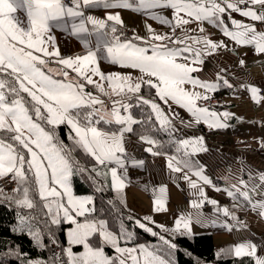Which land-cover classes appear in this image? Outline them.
<instances>
[{
  "label": "snow or ice",
  "instance_id": "6c2138e0",
  "mask_svg": "<svg viewBox=\"0 0 264 264\" xmlns=\"http://www.w3.org/2000/svg\"><path fill=\"white\" fill-rule=\"evenodd\" d=\"M256 6L264 8V0H221L219 3L217 0H0V132L10 134L0 136V179L15 182L17 187L12 191L22 193V198L14 202L20 207L32 209L35 205L30 197L33 190L29 181L31 174L36 185L34 190L41 200L46 201L45 215L50 223L59 225L68 222L74 225L67 233L69 247L61 249L66 260L54 252L49 261H28L26 264H170L169 260L156 255L145 245L121 246L122 240L131 239V233L125 230L123 224L119 233H115L109 230L106 220L88 219L89 214L95 211L93 198L75 196L70 183L74 174H83L88 169L80 167L71 152L80 148L95 161V165L104 166L106 171L97 170L95 165L91 171L105 178L110 175L111 188L120 193L126 186L125 162L129 158L125 137L127 134H135L134 126L148 125L154 130L168 131L169 134L177 131L169 115L155 99L149 100L140 95L145 85L155 89L156 97L164 104L167 105L171 100L186 109L195 123L203 121L210 128L226 127L220 116L227 118L232 114H218L207 107L198 106L197 101L209 100L210 96L186 90L184 85L190 84L205 92L216 91V82L202 81L192 74L202 71L199 66L204 63V55H212L227 45L207 37L186 36L180 39L174 33L193 20L208 21L237 44L253 45L258 54H264V32L232 16V13H238L252 21L264 22V11H258ZM95 7L142 13L168 26L171 33H156L147 24L150 34L147 40L138 34L130 39H122L123 33L118 34L117 28V25L123 27L119 11H110L103 19L86 14V10ZM154 9H171L172 19L157 14L152 11ZM18 12L23 14L24 19L17 15ZM225 16L235 31L226 23ZM53 28L68 30L82 44L85 54L62 57L52 35ZM200 31H204L203 27ZM92 38L95 39L94 44ZM150 40L161 43L150 44ZM186 40H191L192 44L186 43ZM136 41H143L149 46H139ZM169 44L173 46L169 47ZM194 44L203 47L196 48ZM102 46L106 49V59L110 63L138 69L143 75L133 80L131 74L101 72L97 53ZM50 60L61 67H49ZM239 63L243 65L244 60ZM71 73H75V76ZM93 77H99V80ZM217 79L231 87L228 80L219 73ZM102 82H106L107 89ZM87 85L109 98L110 103L92 91H86ZM250 91L253 93L252 98L257 100L258 89L251 87ZM145 105L149 106L151 112L144 119L135 118L130 110ZM169 113L173 118L178 116L171 105ZM155 122H158L159 129H155ZM62 124L70 129L72 148L64 145L54 131L46 130L44 126H52L54 129ZM139 141L149 145L144 151L152 156L167 155L156 150L159 142L151 136L139 134ZM171 143L176 155L168 156V169L180 174V178L195 190L193 195L200 197L190 202L191 208L199 210L205 203H210L217 206V212L222 211L225 217L237 220L233 211L219 207L217 200L207 197L202 185H211L215 191L224 192L233 200L242 199L253 211L264 217V173H260L258 178L252 173H248L247 179L237 177L230 188L222 189L213 185L204 174V166L191 158L208 150L204 147L203 137L174 140ZM132 163L134 166H142L144 161L133 160ZM118 168L125 171L118 173ZM89 178L96 182L91 174ZM101 190L102 187L97 188V191ZM2 192L3 189H0ZM166 192V186L159 188V195L153 202L154 211H167ZM80 217L85 219L81 221ZM143 219L155 223L150 216ZM209 219L199 211L195 221L192 213L181 214L175 218L172 231L180 235L191 234L194 222L206 227ZM135 223L153 236L157 235L140 220ZM239 223L247 227L242 221ZM211 224L214 226L215 221H211ZM157 226L163 228L162 225ZM225 226L228 231H232L231 226ZM29 231L37 244L43 246L40 230L29 228ZM160 239L169 248H176L175 244L163 236ZM50 242L58 244L54 237ZM76 245L82 246L83 250L74 252L72 246ZM105 246H111L116 255H107ZM227 251L237 258L251 257L253 264H264V255L257 254V245L251 241L238 243Z\"/></svg>",
  "mask_w": 264,
  "mask_h": 264
},
{
  "label": "crops",
  "instance_id": "0c3cea01",
  "mask_svg": "<svg viewBox=\"0 0 264 264\" xmlns=\"http://www.w3.org/2000/svg\"><path fill=\"white\" fill-rule=\"evenodd\" d=\"M217 2L221 1L217 0ZM256 8L258 11H264V8L260 6H256ZM110 11H119L123 27L117 25V28L129 36L138 34L147 40L150 37L146 28L147 24H150L156 33H171V29L168 26L162 25L142 13L128 9L111 10L95 7L86 10V14L103 19ZM152 11L172 19L171 9H154ZM17 15L21 16V19H24L22 13L18 12ZM232 16L237 21L254 25L258 31L264 32V22L252 21L249 18L240 16L238 13H232ZM225 21L229 23L231 28L227 16H225ZM89 27L91 26L89 25ZM201 27L204 29L203 32L200 31ZM231 30L235 31L236 29L231 28ZM52 35L56 39V46L62 57L85 54L86 50L82 44L72 37L68 30L53 28ZM174 36L180 39H184L186 36L207 37L214 42L223 41L227 45L226 48H220L212 55H204V63L199 66L202 68V71L192 74L202 81L216 82L218 84L217 90L221 87H227V93L222 95L215 94L217 90L205 92L204 89L193 88L190 84H185L184 88L214 97L218 104L214 106V109H209L210 111H215L218 114L227 112L232 115L227 118L220 116L221 122L226 127L210 128L203 121L195 123L194 118L186 109L179 107L171 100L168 101L167 105L164 104L163 101H160L156 97L155 89H153V96L144 97L149 100L155 99V102L169 115L172 124L177 129V131L171 134L166 131L170 138L180 140L203 137L204 147L208 150L199 152L191 158L204 166V174L211 179L213 185L222 189L230 188L231 184L236 182L237 177L242 176L247 179L248 173H252L258 178L260 173H264V120L262 119V114L264 113V95L260 92V89L264 87V54H258L253 45L237 44L229 37L224 36L220 28L215 27L208 21L193 20L191 23L183 25L182 28H178ZM127 38L130 39L131 37ZM92 39L94 44L95 39ZM136 43L139 46H149L148 43L143 41H136ZM149 43L160 44L161 42L150 40ZM163 43L168 42L164 41ZM186 43L192 44V41L186 40ZM172 46L169 44V47ZM193 47L202 48L203 46L194 44ZM93 50L95 49L93 48ZM149 54L151 53L149 52ZM106 57V49L102 46L101 51L97 53V63L100 71L105 74H131L133 80L143 75L138 69L114 65ZM240 60H244L243 65L239 63ZM49 67L55 69L61 66L50 60ZM217 73L228 80L231 87L223 85L222 81H218ZM71 75L75 76V73H71ZM144 78L147 79L148 77ZM93 79L98 81L99 77H93ZM102 83H105V88L107 89L106 82ZM251 87L258 89L256 95L259 102L252 98ZM85 90L92 91L95 95L104 99L106 103H110V99L103 97L93 86L87 85ZM116 98L119 99V97ZM125 102L128 101L125 100ZM169 105L178 114L175 118L169 113ZM197 105L207 107L199 101H197ZM125 138L127 141L125 147L129 158L125 162L126 186L121 192H123L126 205L135 214L144 217L150 216L152 218V221L155 222L153 224L159 231V237L163 236L165 240L169 241L168 237L173 236L174 233L172 229L175 218L181 214L187 215L188 213H192L193 221H195L196 213L199 211L203 217L210 218L206 221L208 226L202 227L194 222L191 234H211L213 243L218 250H228L238 243L251 241L257 245V254L264 255V217L253 211L242 199L233 200V198L227 196L224 192L215 191L211 185H202L207 197L217 200L219 207H227L233 211L237 220L225 217L222 211L217 212V206L210 203H205L199 210L191 208L190 202L194 199H200V197L193 195L195 190L191 189L188 183L180 178V174L173 173L168 169L166 162L170 155L152 156L150 154V157L144 159L136 158L134 156V149L143 143L134 134H127ZM133 160H143L144 164L142 166H134ZM111 166L114 165H109V167ZM125 169L118 168V173H123ZM192 178L196 179L194 176ZM108 179L110 184V175ZM177 184L179 187H177ZM161 186L167 187L165 194L167 211L156 212L154 211L153 202L159 195V188ZM256 199H260V197H256ZM234 205L235 207H233ZM211 221H215L214 226L211 224ZM240 221L244 225H247V227H243L239 223ZM157 225H162L163 228ZM225 225L231 226L232 231H228ZM164 229L168 230L165 231ZM249 264H253V258H251Z\"/></svg>",
  "mask_w": 264,
  "mask_h": 264
},
{
  "label": "trees",
  "instance_id": "16d2710c",
  "mask_svg": "<svg viewBox=\"0 0 264 264\" xmlns=\"http://www.w3.org/2000/svg\"><path fill=\"white\" fill-rule=\"evenodd\" d=\"M123 33V37H132L127 35L122 30L118 29V34ZM227 87L219 88L215 94L222 95L227 93ZM141 95L153 96V89H149L146 85L141 89ZM132 115L137 119H144L150 112L149 106L133 107ZM46 130L54 131L58 140L63 142L69 148L73 147V141L69 139V127L62 124L56 128L44 125ZM114 127V126H113ZM135 134L149 135L159 142L156 150L164 152L168 155H176L175 147L171 143L175 139L169 137L165 130H154L153 127L145 125L134 126ZM155 129H159L158 122H155ZM10 134L0 132V136ZM162 145V146H161ZM72 158L78 162L80 167L88 169L87 172L80 174L76 173L70 178L73 194L76 196H91L94 202L95 211L89 214L88 219H104L108 222L109 230L119 233L121 224L125 230L131 233L130 240H122L121 246L135 247L145 245L150 251L156 255L167 259L170 264H249L250 257L237 258L228 253L226 249L221 253V250L216 249L211 234H184L180 235L173 233V236L168 237L169 241L176 245L175 249L169 248V245L164 243L159 237V231L153 223L145 221L144 216L135 214L126 205L123 192L117 193L110 184L108 177L96 176L91 169L95 165V161L87 156L80 148H75L71 152ZM97 170H104V166L95 165ZM95 178V183L93 179ZM31 188L30 197L34 202V207L28 209L18 206L14 201L22 198V193L2 192L0 193V264H26L33 258H41L44 261H49L55 252L54 245L50 242L51 238H55L58 244L65 241V225L69 223H61L59 226L50 223V219L46 217V210L43 206V201L36 188L34 178L29 174ZM17 187V185H16ZM98 187L103 190L97 191ZM5 197H13L6 199ZM131 217V219H129ZM85 219L80 217L79 220ZM140 220L147 227H151L157 233L153 236L151 233L139 228L135 221ZM29 228L39 229L41 232V242L43 246L37 244L33 238ZM107 255L114 256L115 251L111 246H105ZM11 253V254H10ZM218 253H221L218 255Z\"/></svg>",
  "mask_w": 264,
  "mask_h": 264
},
{
  "label": "built area",
  "instance_id": "2783aa9c",
  "mask_svg": "<svg viewBox=\"0 0 264 264\" xmlns=\"http://www.w3.org/2000/svg\"><path fill=\"white\" fill-rule=\"evenodd\" d=\"M260 92L262 95H264V87L260 89ZM199 102L204 103L209 109H213L214 105L218 103L214 97H210V99L206 101L200 100ZM262 119L264 120V113L262 114ZM148 146L149 145L144 144V143L140 146H136L134 149V156L139 159L150 157V154L144 151V149ZM15 187H16V184L12 180L0 179V189H3L4 192H11Z\"/></svg>",
  "mask_w": 264,
  "mask_h": 264
},
{
  "label": "rangeland",
  "instance_id": "374dc122",
  "mask_svg": "<svg viewBox=\"0 0 264 264\" xmlns=\"http://www.w3.org/2000/svg\"><path fill=\"white\" fill-rule=\"evenodd\" d=\"M76 196V195H75ZM78 197H85V196H78ZM43 201V206L45 205L46 201L42 200ZM45 208V207H44ZM46 210V209H45ZM84 220V219H83ZM81 220V221H83ZM63 223H68V222H63ZM59 226V225H57ZM71 227H74V225H71V224H67L65 225V241L61 244H57V245H54V248H55V253L59 254L63 259H67L66 256L63 255V253L61 252V249L62 248H67L69 247V244H68V236H67V233L69 231V229ZM73 247V251L74 252H79V251H82V246H79V245H76V246H72ZM30 261L32 262H36V261H44L43 259L41 258H33L31 259Z\"/></svg>",
  "mask_w": 264,
  "mask_h": 264
}]
</instances>
